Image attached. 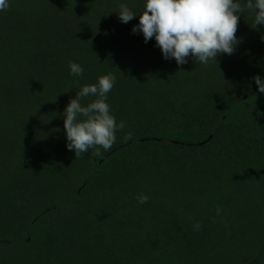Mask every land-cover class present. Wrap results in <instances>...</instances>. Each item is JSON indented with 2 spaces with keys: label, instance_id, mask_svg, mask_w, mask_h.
I'll return each mask as SVG.
<instances>
[{
  "label": "trees",
  "instance_id": "1",
  "mask_svg": "<svg viewBox=\"0 0 264 264\" xmlns=\"http://www.w3.org/2000/svg\"><path fill=\"white\" fill-rule=\"evenodd\" d=\"M121 3L140 15L146 0L0 11V264H264V25L245 9L232 55L178 65ZM109 73L125 127L76 159L64 110Z\"/></svg>",
  "mask_w": 264,
  "mask_h": 264
},
{
  "label": "clouds",
  "instance_id": "2",
  "mask_svg": "<svg viewBox=\"0 0 264 264\" xmlns=\"http://www.w3.org/2000/svg\"><path fill=\"white\" fill-rule=\"evenodd\" d=\"M10 7L9 0H0V11ZM245 9L254 13V26L264 25V0H146L142 14L136 15L126 3H121L118 17L127 24L136 16L139 23L132 28L133 33L142 32L145 43L156 41L166 60L175 59L178 65L188 63V57L196 64L207 65L217 60L221 54L232 55L240 40L236 36L240 15ZM71 74L82 75L83 68L69 61ZM260 93H264V79L253 77ZM116 77L106 74L98 77L97 82L84 85L76 96L70 99L64 110V128L68 150L75 151L76 159L92 149V155L101 156V149L109 151L116 141V133L125 127L124 121L117 124L106 102ZM93 97L86 105L82 99ZM125 140L132 133L125 134ZM149 200L141 193L139 204ZM217 209V215L220 214ZM196 230L200 223L193 225Z\"/></svg>",
  "mask_w": 264,
  "mask_h": 264
}]
</instances>
